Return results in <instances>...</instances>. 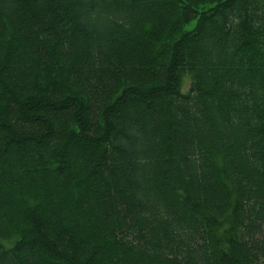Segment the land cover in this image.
<instances>
[{
  "label": "trees",
  "instance_id": "1",
  "mask_svg": "<svg viewBox=\"0 0 264 264\" xmlns=\"http://www.w3.org/2000/svg\"><path fill=\"white\" fill-rule=\"evenodd\" d=\"M0 264H264V0H0Z\"/></svg>",
  "mask_w": 264,
  "mask_h": 264
},
{
  "label": "rangeland",
  "instance_id": "2",
  "mask_svg": "<svg viewBox=\"0 0 264 264\" xmlns=\"http://www.w3.org/2000/svg\"><path fill=\"white\" fill-rule=\"evenodd\" d=\"M189 83H190L189 78H184L183 79V84H182L183 91H186L187 90V88L189 86ZM9 245H11V244L6 243V246H9Z\"/></svg>",
  "mask_w": 264,
  "mask_h": 264
}]
</instances>
